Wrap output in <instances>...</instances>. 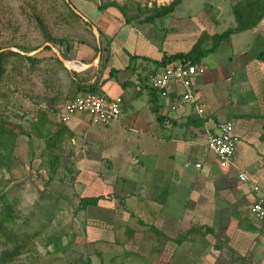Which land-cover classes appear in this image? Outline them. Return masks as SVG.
Segmentation results:
<instances>
[{
	"label": "rangeland",
	"instance_id": "rangeland-1",
	"mask_svg": "<svg viewBox=\"0 0 264 264\" xmlns=\"http://www.w3.org/2000/svg\"><path fill=\"white\" fill-rule=\"evenodd\" d=\"M66 1L80 17L84 15L94 23L96 32L86 27L82 18L73 17L62 0H0V48L13 52H18L17 46L28 48L34 50L28 55L36 54L40 59L38 69L24 72L21 76L11 73L0 81V128L17 134L19 131L25 132L24 135L19 134L15 141L9 161L10 169H0V193L5 195L16 215L14 223L9 226L19 244H25L22 252L8 264H69L80 253L83 260L88 254L91 264H238L239 258L248 261V251L256 243L250 244L255 239V233L248 229V240L239 233L245 234L244 225L258 224L251 215L244 211L243 215L233 218L231 215L182 212L189 196H192L193 182L190 178L200 172L195 168L196 154L184 157L181 151H174L171 179L175 188L172 187L170 204L173 214L171 217H161L155 213L154 204L162 192H158L159 189L149 190V185H142L144 176L139 171L142 159L150 165L154 164L153 156L143 154L150 137L123 127L120 124L122 121H113L107 133L103 126L90 125L88 115L77 113L73 119L79 124L80 135L72 140V136L65 132L57 149L50 151L45 149L41 136L31 128L39 112L45 113L53 125L57 123L59 111H54L74 92L70 75L55 62L57 57L60 58L57 47L50 44L51 50H44L46 44L37 19L43 22L47 34L64 40L60 47L69 59L66 62H75L76 70L83 69L79 71L82 72L79 78H99L100 75L102 79L106 71L98 72L99 58L96 56L94 59L93 50L100 44L104 48L101 57L105 58L113 40L110 35H115L111 49L114 54L112 66L115 68L128 64L130 59L127 55L131 53L134 56V52L151 58L155 54L152 49L155 48L167 54L187 52L201 32L221 34L234 27L230 12L234 0H183L172 14L156 20L155 25L141 24L139 20L150 14L154 6L166 5L171 0ZM113 2L116 7L106 8L102 12L98 10L99 6ZM81 5L90 6L93 14L97 11L103 13L101 20L90 11H85ZM127 20L129 23L125 22ZM122 23L124 26H121ZM97 29L104 36H99ZM144 34L154 42H151V51H145ZM66 46L70 51H65ZM263 49L264 18L254 29L231 35L230 42L221 43L215 53L202 60L201 64L208 71H213L209 78L198 80L196 84L206 115H213L218 121L229 116L232 123L237 125L239 120L233 115L248 114L252 117L264 112V61L255 59ZM82 62L89 67H81ZM236 63V77L223 80V72L217 69L221 66L226 74H230L232 65ZM150 65L140 59L128 64L133 73L130 80L134 84L125 81L130 93L124 94L119 120L127 122L136 114L143 120L150 116L144 108L145 92L143 97L136 98L142 88L137 77L144 75L149 80L152 74L150 68H153ZM67 69L74 71L69 67ZM105 84V96L110 98L117 93L114 80ZM190 110H178L169 116L176 118ZM166 126L169 130L161 129L163 136L187 134L186 128ZM49 128L54 130L52 125ZM84 132L87 136L82 135ZM93 136L108 139L111 146L112 167L108 169L104 164L97 168L100 174L107 172L111 176L106 181L102 174V180L107 183L95 176L96 169L93 172V167L78 171L75 165H69L64 160L58 161L55 172L50 171L48 160L51 152L63 159L73 150L81 155L86 149L93 151V142L89 140ZM204 155L211 156L206 149ZM186 161L188 164L184 167ZM165 164L169 163L165 161ZM147 172L146 177H155L152 169ZM97 195L104 196L97 207L78 210L80 198ZM163 210L168 208L164 207ZM233 219L232 224L239 225L236 234L242 237V242L239 239L231 241L233 247L227 250L224 245L217 250L216 245L229 240L224 227ZM149 226L154 227L155 234L149 231ZM193 226L203 228L201 233L207 227L211 231L203 237L198 235L194 242L184 241L181 244L156 236L161 229L162 234L174 239ZM55 234L60 236L63 245L71 240L70 251L66 254L54 253L52 246H45L48 236ZM12 246L10 243L0 246V256L2 251L10 250ZM255 257L260 264H264V253H258Z\"/></svg>",
	"mask_w": 264,
	"mask_h": 264
},
{
	"label": "crops",
	"instance_id": "crops-1",
	"mask_svg": "<svg viewBox=\"0 0 264 264\" xmlns=\"http://www.w3.org/2000/svg\"><path fill=\"white\" fill-rule=\"evenodd\" d=\"M81 7L85 9V11H90L92 15L101 20V15L103 13L97 11L95 12V14H93V9H91L90 6L81 5ZM81 18L85 21H89V19L84 15L81 16ZM91 23L94 25L93 22ZM121 26H124L123 23L121 24ZM110 37L114 40L115 35H110ZM113 40L109 46L108 69L112 68L118 71L116 78L112 79L115 81L118 90L117 93L110 96V98L120 97L123 103L125 100L124 94L126 92H130L129 89H127V86L123 89L121 88L120 84L125 83L126 80H129L132 84H134L130 80L131 75L133 73L130 72V68L128 67V64L130 65V60H128V64H125V66L122 68H115L114 66H112V59L114 54L111 49L113 45ZM143 41L147 45L145 51H151V42L153 41H149L146 36L143 38ZM152 50L155 52L154 56H152L153 58L148 56L143 57H147L153 61H159L163 54H167V52L163 50H158L157 48ZM127 56H129V59L132 57L131 53ZM134 56L141 55H137V53L134 52ZM71 63L76 64L75 62ZM148 64L150 65V63ZM81 66L85 67L83 65ZM237 67V63L235 65H232L230 74H226L224 72V68L221 66L219 67V69H217V71H222L223 80L228 81L233 80V78L236 77L234 72H237ZM159 69L155 70L153 67L150 68V72L154 71L155 74H157ZM197 69L198 72L195 77L194 90L198 98V103L203 104V102L201 101L202 98L197 91L196 84L198 80L203 81L209 78V76L211 75L210 73L213 71H208L206 67H204L202 64L200 65V67H197ZM107 72L108 71H106V75H104L101 79V82H104L103 85H101L100 87V90L102 91L103 95H106L104 91L106 81L111 80L108 79ZM94 79L95 78H93V81ZM144 79H146L144 75L142 77H137L139 86L143 89L141 88V93L136 98L143 97V91L145 92L146 100L144 101V108L146 109V111H148L150 116L146 120H143L138 114H136L130 117L128 119L129 121L127 122H123L122 119L119 120V117L116 121H122L120 124L123 127L132 128L133 130H137V132L143 134L144 136L150 137L148 140V147L144 150L143 154L146 155V153H148L149 155L153 156L154 164L150 165L147 163V161L142 159L139 163V171L141 175L144 176L142 180V185H149V190L157 191V189H159L158 192H162V196H160L156 200L158 202L154 204L156 207L154 208L153 206L155 213L161 217L165 215L166 217H171V214H173L170 205L172 199L171 192L173 191L172 187H174L173 181L171 179V176L174 173L172 168V161L174 160L173 153L174 151H181L180 154H182L184 157H188V154L189 156L192 154H196L198 156L195 160V168L200 171L199 175L195 174V177L191 176L190 178V180L193 182V186H191L192 196H189L185 206L183 207L182 212L184 214H221L223 216L231 215L234 218L240 216L242 212L245 211L247 214L250 215V206L252 205V203L257 200L264 199V112L261 114L257 113L252 117H249L248 114L233 115L236 116L239 120L237 125L232 123V119L229 116L226 117V119L223 121H218L213 115H206L205 111L201 116H199L193 106H186L180 109L185 110L190 108L191 110L187 114L183 113L182 115L177 116L176 118H171L169 115L173 112H169V110L166 109L165 104L168 101V98L170 100L173 99L177 92H180L181 89L177 85L170 83L167 89L169 91L167 99H161L157 93L159 109L158 113L154 114L150 110V104L148 102V90L143 87V84H146V80ZM147 86L150 88L149 85ZM122 103L121 105H123ZM121 113L122 107L120 106V114ZM194 115L197 116V119L204 121V123L200 126H195L193 123H189L188 119L190 117H194ZM157 117L165 118L162 124L158 123ZM221 122H231L234 126L235 134L238 137V145L235 153L234 166L221 167L218 161H216V158L206 149L207 134L209 132H214L217 124ZM78 125L79 124H77V121L75 119H72L68 124L64 125L67 129L66 133H69L70 136H72V140L76 136L80 135V131L77 127ZM166 125H170L174 128H176L177 126L181 127V129L186 128L187 134H181L176 136H163L161 134V129L169 130L167 129L168 126ZM109 126L110 125L105 127L108 131L107 133H109ZM171 130L172 129H170V131ZM82 135H86V133L84 132L82 133ZM90 138L91 139L89 140L93 142V151L86 149L84 152H81L83 153L81 155L73 150L72 153H70L63 159L62 156H60L59 160H64L69 165H75L78 171L81 170L80 168L93 167V172L96 169L95 176L98 175L97 178L99 177V179L102 180V176L105 175V179L107 181L111 178V176H108L106 174L107 172H105V174L102 173L103 175L100 174L101 172L97 171V168L104 164L108 169L112 167L111 159L113 154H111V146L108 143L109 140H104V138L102 140L99 138H95L94 136ZM129 146H132V142L129 144ZM136 149L139 150V147L137 146ZM205 149L211 156L208 157L204 155ZM161 155H164L165 158ZM165 161H167L169 164H165ZM198 163L200 164L199 168L196 167V164ZM187 164L188 162L186 161L184 167H186ZM151 169L155 177H146V174L148 173L147 171H151ZM159 171H161V173ZM182 174H185V172L182 171ZM239 174H244L246 176V180L244 182L239 180ZM106 181H103V183H107ZM154 181L156 183L153 186ZM246 183H249L251 187ZM164 207H167L168 210L164 211ZM253 219L258 224H250L248 227L247 225H244L245 229L242 230L245 231V234L242 235L239 233V235L244 237V239L248 240V229L252 230L255 233V239L250 244L252 245L254 242L256 243L254 244L252 250L250 248V251H248V257H250L248 262H250L251 264H260L258 258L255 257V255H257L258 253H264V222H260L255 218ZM233 222L234 219L232 220V222L229 221V224L227 226L225 225L224 227V230L227 231L226 235L229 238V240L227 241V243L229 242L228 244L226 243V239L223 240V242L226 243L224 247L227 248V250L228 248L233 247L231 241L235 242L236 240H240V238H242L237 237L239 225H234L232 224ZM237 229L238 231H236ZM159 230L161 231V229ZM240 241L242 242V240Z\"/></svg>",
	"mask_w": 264,
	"mask_h": 264
},
{
	"label": "trees",
	"instance_id": "trees-1",
	"mask_svg": "<svg viewBox=\"0 0 264 264\" xmlns=\"http://www.w3.org/2000/svg\"><path fill=\"white\" fill-rule=\"evenodd\" d=\"M64 5L68 9L69 13L73 15V17L80 19L81 17L76 13L75 9L71 6L70 2L66 0H62ZM183 0H171L166 5L161 6H154L152 8V12L144 17L142 20H139L141 24L145 25H155L156 20L162 19L170 14H172L175 9L182 3ZM116 7L113 3H107L103 6H99V11H104L106 8L109 7ZM230 12L233 15L235 25L234 27L228 28L221 34H212L208 35L206 32H201L198 39L192 45V47L187 52H177L174 54H163L159 61L150 60L147 57L143 56H132L130 58L131 61H135L137 59L143 60L146 63H151L155 70L159 68H163L169 63L172 62H183L189 65H194L196 68L200 67L202 60L205 59L209 54L215 53L217 48L220 46L221 43H228L230 42V37L233 34L240 33L247 30L254 29L264 18V0H234V3L230 5ZM37 25L40 31L43 34L44 38V50H51L50 44L57 47V51L59 52L60 58L57 57L55 62L61 69H63L67 74L70 75V85L74 88V92L72 96H70L66 101L62 103L63 106L66 102L73 100L76 96L83 93H93L103 95L102 91L100 90L101 85L104 82H101V77L95 78L93 81L92 76H85L84 78H79L82 72H76L68 70L63 61H69L65 52L61 49V45L64 44V40L62 39H55L49 34H47L45 30V26L40 19H37ZM129 23V20L125 21ZM86 27L93 28L94 25L90 21L84 22ZM127 24V23H126ZM99 36L103 34L97 29ZM104 36V35H103ZM208 41H210V46H208ZM16 49L18 52H13L10 49H3L0 48V81L3 80L5 77H8L11 73L16 75H22L24 72H32L38 69V65L40 59L37 58L36 54L28 55L30 52L34 50H30L28 48L19 47L17 46ZM65 51H70L68 46L65 47ZM94 59L98 53H100L98 65L99 71H108V79H115L118 73L117 70L108 69V60H109V51L107 48V55L105 58L102 59L101 54L104 52V48L101 47L100 44L94 47ZM256 60L264 61V49L259 54L256 55ZM82 64H86L83 63ZM69 68L75 69V64L67 63ZM81 66V65H80ZM82 67V66H81ZM105 70V71H104ZM151 76L155 75V72H151ZM99 79V80H98ZM149 80L146 77V84L144 87L148 90L149 99L148 102L150 104V110L152 113L157 114L159 105H158V96L157 91L149 88L147 86ZM128 82L120 84L121 88H125ZM60 106V107H61ZM60 108L55 110L54 112H58ZM164 117H157V121L159 124H162L164 121ZM189 123H193L195 126H200L204 123V121L197 119V116L190 117ZM54 126V130L51 131L49 126ZM65 124L57 121L54 125L47 119V116L43 112H39L35 115L34 122L32 123V130L37 132L39 136H41L42 140L45 143V149L47 150H55L57 146L62 142V138L64 133L67 132ZM20 135H24L25 132L19 131ZM17 133H14L10 130H4L0 128V169L9 170V161L13 151V147L15 144L16 139L18 138ZM49 156L48 166L50 167L51 172H55L58 166L59 157L53 152ZM104 199V196H90V197H82L80 198V205L78 210H86L89 207H97L98 203ZM0 246H5L7 243L13 244L12 248L9 250H4L0 256V264H8L14 259V257L18 256L22 250L24 249L25 244H19L13 230L9 225L13 224L16 215L13 213V207L8 203L5 198V195L0 193ZM203 228L201 227H191L189 228L183 235L176 237L174 239L167 237L166 235L162 234L160 231L157 233V237H163L166 241H172L177 244H181L184 241L187 242H194L196 237L199 235L203 237L206 232H210L211 229L209 227L205 228V232L201 233ZM149 231L155 234V230L153 226H149ZM222 243V242H220ZM71 240L63 245L61 243V238L58 234L50 235L46 239L45 246H52L54 253L66 254L70 251ZM225 245L219 244L216 245L215 248L217 250H221V248ZM82 254L74 261L69 264H91L89 255H85V260L82 259ZM238 264H251L248 261L238 259Z\"/></svg>",
	"mask_w": 264,
	"mask_h": 264
},
{
	"label": "built area",
	"instance_id": "built-area-1",
	"mask_svg": "<svg viewBox=\"0 0 264 264\" xmlns=\"http://www.w3.org/2000/svg\"><path fill=\"white\" fill-rule=\"evenodd\" d=\"M66 64L65 67H67ZM80 65L83 64L80 63ZM83 66L86 68V65ZM81 70L83 69H79ZM197 72L198 69L194 65L179 61L172 62L160 68L158 73L149 79L147 85L156 90L161 99L168 98L167 89L170 83L177 85L181 91L177 92L173 99L168 98L165 104L167 110L175 112L186 106H193L196 113L201 116L205 107L198 103L194 90ZM121 103L120 97L108 98L105 95L83 93L61 106L57 118L59 122L68 124L75 114L85 113L88 115L90 125L107 127L118 119ZM237 145L238 137L231 122H222L216 126L214 132L207 134L206 149L218 160L221 167L234 166ZM199 166V163L196 164V167L199 168ZM239 180L244 182L246 176L239 174ZM250 215L264 222V199L252 203Z\"/></svg>",
	"mask_w": 264,
	"mask_h": 264
},
{
	"label": "water",
	"instance_id": "water-1",
	"mask_svg": "<svg viewBox=\"0 0 264 264\" xmlns=\"http://www.w3.org/2000/svg\"><path fill=\"white\" fill-rule=\"evenodd\" d=\"M93 31L96 32V28L93 27ZM31 55H33V54H31ZM99 56H100V53L97 54V58H99ZM64 64H66L65 61H64ZM87 67H89V65H86V68H87ZM66 68H68V67H66ZM70 69H72V68H70ZM72 70H74V71H78V72H79V70H76V69H72Z\"/></svg>",
	"mask_w": 264,
	"mask_h": 264
}]
</instances>
